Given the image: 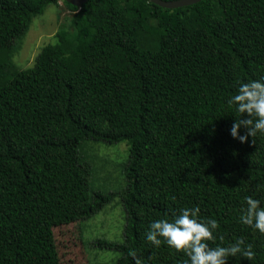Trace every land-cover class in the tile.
I'll return each mask as SVG.
<instances>
[{
    "label": "trees",
    "instance_id": "trees-1",
    "mask_svg": "<svg viewBox=\"0 0 264 264\" xmlns=\"http://www.w3.org/2000/svg\"><path fill=\"white\" fill-rule=\"evenodd\" d=\"M60 2L69 24L21 68L16 43ZM253 80H264V0H0V264H60L54 228L117 196L124 239L96 241L120 252L114 264H134L132 250L145 264H184L146 233L196 206L224 236L210 246L253 245L254 260L229 264H264V234L239 220L245 197L264 207V135L234 139L240 114L227 104ZM85 140L129 142L123 190L92 188Z\"/></svg>",
    "mask_w": 264,
    "mask_h": 264
},
{
    "label": "rangeland",
    "instance_id": "rangeland-1",
    "mask_svg": "<svg viewBox=\"0 0 264 264\" xmlns=\"http://www.w3.org/2000/svg\"><path fill=\"white\" fill-rule=\"evenodd\" d=\"M60 3L59 6L49 5L42 15L34 18L26 36L16 43L14 58L21 68L33 66L43 46L55 41L57 31L69 24L71 11ZM160 32L161 29H155L153 33L157 35L150 36H158ZM150 36L148 35V39ZM81 153L91 164L90 183L93 189L110 192L125 188L127 178L124 170L129 157L128 141L108 143L85 140L81 144ZM125 224L126 212L121 198L117 196L83 223L55 227L54 235L60 264H114L120 257V252L101 248L96 241L98 239L123 241Z\"/></svg>",
    "mask_w": 264,
    "mask_h": 264
},
{
    "label": "clouds",
    "instance_id": "clouds-1",
    "mask_svg": "<svg viewBox=\"0 0 264 264\" xmlns=\"http://www.w3.org/2000/svg\"><path fill=\"white\" fill-rule=\"evenodd\" d=\"M227 104L235 106L240 114L230 129V134L241 143L252 137L255 143L257 134L264 135V80L241 83L237 94L233 95ZM246 114L245 118H241ZM245 129L240 135V129ZM246 207L241 209L239 220L242 224L264 234V207L261 201L253 197H245ZM199 206L183 208L180 214L169 219L154 221L146 233V240L153 246L159 247L165 243L187 256L184 264H229L230 257L238 255L252 261L256 253L252 244H245V238L240 237L227 246L212 247L209 241L222 242L223 235L218 236L219 223L215 219H202ZM134 264H145L143 258L135 250L129 252Z\"/></svg>",
    "mask_w": 264,
    "mask_h": 264
},
{
    "label": "water",
    "instance_id": "water-1",
    "mask_svg": "<svg viewBox=\"0 0 264 264\" xmlns=\"http://www.w3.org/2000/svg\"><path fill=\"white\" fill-rule=\"evenodd\" d=\"M74 5L82 6L87 0H66ZM153 3L158 4L165 8H176L196 3L200 0H151Z\"/></svg>",
    "mask_w": 264,
    "mask_h": 264
}]
</instances>
